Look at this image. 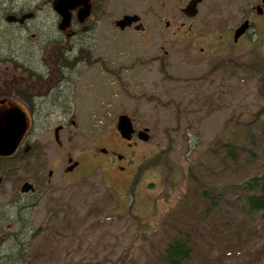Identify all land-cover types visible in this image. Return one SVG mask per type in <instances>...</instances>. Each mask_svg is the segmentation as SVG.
<instances>
[{
	"label": "rangeland",
	"instance_id": "rangeland-1",
	"mask_svg": "<svg viewBox=\"0 0 264 264\" xmlns=\"http://www.w3.org/2000/svg\"><path fill=\"white\" fill-rule=\"evenodd\" d=\"M165 1L163 9L161 0L151 1L153 17L161 16L159 33L167 30L165 19L182 16L184 0ZM251 2L200 0L197 13L183 18L184 32L175 28L178 40L168 46L158 39L169 48L166 55L138 43L134 33L100 24L90 64L80 73L87 88L76 98V110L50 116L52 124L65 119L61 146L51 138L52 124L40 132L44 156L31 159L28 175L34 189L20 194L29 206L0 208V230L21 234L28 264H163V247L183 232L192 246L186 264H264L256 261L264 259L256 255L264 226L241 219L230 202L237 182L264 169V115H254L264 106L254 73L264 76V15H250L252 26L237 43L230 30ZM49 21L43 28L50 29ZM229 30L228 43L219 46V33ZM154 54L163 63L148 66ZM120 112L129 114L135 128H148L147 139L130 149L115 128ZM231 143L241 147L235 157L227 150ZM100 146L123 152L125 167L117 169L98 152ZM68 153L79 162L71 171L63 170ZM54 156L60 162L47 181ZM35 173L42 178L34 180ZM222 187L205 216L199 190ZM4 236L0 255L19 245Z\"/></svg>",
	"mask_w": 264,
	"mask_h": 264
},
{
	"label": "flooded vegetation",
	"instance_id": "flooded-vegetation-1",
	"mask_svg": "<svg viewBox=\"0 0 264 264\" xmlns=\"http://www.w3.org/2000/svg\"><path fill=\"white\" fill-rule=\"evenodd\" d=\"M151 1L89 0L88 15L80 21L76 8H71L68 25L65 29H60L57 25L60 15L53 10L51 0H0V35L5 33L8 37H0L2 41L0 43V104L1 102L11 104L13 106L7 111L18 112L29 118L28 128L23 133H19L16 140L12 139L13 146L0 149V208L11 205L18 208L29 206V202L21 199L20 194L34 189L33 181L28 175L31 172V159L39 157L40 160V157L44 156L45 143L43 140V143L39 140L44 134L40 136V132L44 128L49 129L52 124L50 116L67 115L76 110V98L87 88V84H80V73L84 66L90 64V53L92 48H96L95 41L98 39L100 24L109 23L112 26L111 30L119 33L125 32L131 35L134 33L138 43H145L148 49L152 48L151 50H156V47H159L163 55H166L169 48H164L163 43L169 46L174 40H178L175 28L180 30L179 32H184L181 30L185 23L183 18L189 19L194 16L200 2L199 0L196 3V12L193 15H187L182 10L188 1L184 0L183 4L179 6L182 16L177 20L165 19L164 27L167 30L159 33L156 25L161 16L153 17L152 12L155 8ZM160 3L159 7L163 9L168 1L161 0ZM134 5L140 6V8L143 5L144 9L142 11L134 10L136 8ZM151 6L153 7L152 11ZM245 9L239 17V23L230 28L232 43H237L249 32L253 23L250 15H264V0H254ZM126 13H135L137 17L122 27L118 26L115 21ZM46 17L47 20H50V29L48 28V30L43 28ZM243 20H247L246 27L233 38L234 29ZM175 22L176 24H174ZM173 24L174 28L170 27ZM186 28L187 30L191 29V22H187ZM230 30L224 36L219 33V46L228 43L225 39L228 40ZM87 31L89 33H86ZM83 35H88L86 41H84ZM159 38L163 41L162 44L158 43ZM199 48L201 50L203 47ZM148 59L145 61L148 66H152L151 63L162 64L164 60L155 54L149 56ZM43 119L45 123L40 124L38 131H34L32 128L35 123L43 121ZM61 119L55 120L50 126L51 138L56 146H61L59 134L66 127L65 119ZM69 122L74 124L73 119H70ZM131 122L134 131L129 139H124L118 134L122 138L124 146L129 149L139 140L136 131L144 128H135L132 118ZM55 151H57V147ZM98 152L107 159L114 160L115 166L119 170H122L127 163L126 155L123 152L109 151L104 146H100ZM56 158L54 156L51 161L52 166L46 170L47 181L54 175L57 162L59 165L60 160L58 161ZM66 161L67 163L63 167L65 171H71L79 164L78 160L69 153L66 156ZM32 176L35 178L34 180L42 178L37 173ZM23 182H30L32 188H28L26 191L20 190ZM0 232H2L1 238L5 237V233H8L1 230Z\"/></svg>",
	"mask_w": 264,
	"mask_h": 264
},
{
	"label": "trees",
	"instance_id": "trees-1",
	"mask_svg": "<svg viewBox=\"0 0 264 264\" xmlns=\"http://www.w3.org/2000/svg\"><path fill=\"white\" fill-rule=\"evenodd\" d=\"M259 87L258 89L264 92V76L259 70L254 69ZM255 116L264 115V106L259 107L255 112ZM241 149L239 144H229L228 151L235 157L234 150ZM223 187L219 191L213 193L210 189L201 188L199 194L205 200V207L203 209L204 215L207 216L210 209L216 205V198L219 197V193L223 191ZM233 191L236 196L230 200L233 210L239 212V217L246 221L259 222L261 226H264V169L259 173H254L246 178L240 180L235 184ZM7 237L11 236L15 245L14 248L9 246L8 251H5L0 255V264H14L15 260L28 264L26 254H22L24 248L21 243V234L18 232H8ZM190 235L187 232L173 235L169 241L165 244L161 254V261L163 264H186L187 260L192 257V246L190 244ZM258 254H264V243L261 247L257 248ZM257 262L264 263V259H258Z\"/></svg>",
	"mask_w": 264,
	"mask_h": 264
},
{
	"label": "water",
	"instance_id": "water-1",
	"mask_svg": "<svg viewBox=\"0 0 264 264\" xmlns=\"http://www.w3.org/2000/svg\"><path fill=\"white\" fill-rule=\"evenodd\" d=\"M199 0H188L184 5L182 10L187 15H193L196 12V3ZM51 5L54 11L60 15L58 21V27L60 29H65L68 25L70 17V9L76 8L78 19L81 21L89 13L90 3L89 0H51ZM136 14H123L115 23L122 27L123 25L129 23L136 19ZM247 20H243L235 29L233 33V38H235L239 33H241L246 27ZM11 104H0V149H5L7 147L13 146V140L17 139L19 133H23L29 126V118L26 115H21L18 112L7 111L8 108L12 107ZM115 128L118 134L124 138L129 139L133 130L131 118L125 112H120L116 116ZM55 130H57L55 128ZM137 137L141 140H146L148 137L147 127L138 129L136 131ZM16 142V141H15ZM16 144V143H15ZM14 144V146H15ZM28 188H32L30 182H23L20 186V190L26 191Z\"/></svg>",
	"mask_w": 264,
	"mask_h": 264
}]
</instances>
